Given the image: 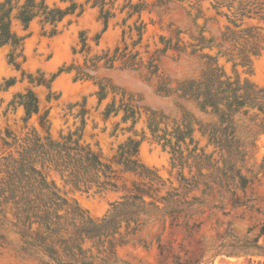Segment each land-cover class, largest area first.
<instances>
[{"label": "rangeland", "instance_id": "obj_1", "mask_svg": "<svg viewBox=\"0 0 264 264\" xmlns=\"http://www.w3.org/2000/svg\"><path fill=\"white\" fill-rule=\"evenodd\" d=\"M45 1L61 9L74 3L76 9L64 16L52 35L39 18L31 21L27 31L13 20L12 28L26 36L18 69L8 61L10 46H0V137L6 129L19 140L32 130L45 135L38 115L46 110L52 137L81 128L82 141L109 161L117 155L118 145L128 138L138 140L140 162L159 178L152 186L158 191L144 196L148 211L127 227L122 222L114 234L126 241H117L108 250L107 242L85 239L82 247L87 258L107 262L99 264H260L264 260L257 247L264 246V114L254 109L237 118V135L246 150L231 166L227 155L215 150L202 134L214 117L200 112L192 101L180 99L175 89L185 79L201 77L208 61L201 54H208L231 80L264 91V0H105L103 8L110 13L106 26L101 5L94 0ZM135 4L141 7L138 12L129 6ZM226 27L257 32V54L248 53L243 59L239 42L217 47ZM81 38L87 47L83 52H79ZM201 38L203 44L213 38L212 47L191 54L188 44ZM177 39L186 45L181 54L173 49ZM166 43L168 48L163 50ZM250 46L248 41L246 48ZM105 52L113 59L97 58ZM29 74H42L47 82L54 77L47 87L30 82ZM11 79L14 82L7 86ZM100 86L105 93L101 101ZM28 89L36 93L40 111L24 121L22 106L11 101ZM124 105L135 110L134 117L123 119ZM81 108L86 110L83 117ZM149 118L157 123L156 133L148 127ZM188 121L193 142L186 137L174 152L170 145L164 146L161 135L165 133L173 144L175 128L183 129ZM7 152L0 139V155ZM119 168L115 189L78 190L58 174L51 177L69 209L78 206L85 215L100 219L135 184L148 185L147 179ZM238 175L245 178L244 187ZM167 192L173 194L171 205L176 211L172 213L155 208L165 207L159 197ZM0 230L11 240L7 246L0 245V264H39L34 257L15 253V233L6 227Z\"/></svg>", "mask_w": 264, "mask_h": 264}, {"label": "trees", "instance_id": "obj_2", "mask_svg": "<svg viewBox=\"0 0 264 264\" xmlns=\"http://www.w3.org/2000/svg\"><path fill=\"white\" fill-rule=\"evenodd\" d=\"M97 2L101 5V17L106 26L110 16L109 10L103 8L105 0H94V4ZM128 4L129 2L122 9ZM129 6L132 12L141 9L139 4ZM75 9L74 3L66 9H61L50 7L45 0H0V46H10L9 63L17 69L20 67L17 58L21 56L23 40L26 36L19 35L12 28L13 20L21 25L22 30L27 31L31 21L39 18L43 25L49 26L48 32L52 35L57 33L58 24L64 16L74 12ZM137 31L140 39L141 27H138ZM256 33H253L252 29L235 31L226 27L220 42L215 45L220 48L223 47L224 42H233L232 46L239 42L243 45L239 54L243 59H247L248 53L257 54ZM202 41L203 38L197 43L188 44L191 46V54L205 47H212L213 38H210L207 44H203ZM248 41L251 44L250 48H246ZM81 43L79 52L87 50L85 38H81ZM181 43L180 39H177L173 45V49L178 54L186 49V45ZM167 48L168 43L163 50ZM107 54L105 52L97 58L104 57L105 62L112 60V56L107 57ZM201 57L208 58L201 77L183 80L175 91H179L180 99L192 101L200 112L214 117L213 121L204 125L202 134L207 135L208 143L215 150L227 155L228 158L225 160L231 162L233 166L236 159L243 156L246 150V143L237 135V118L254 109L264 114V91L254 84L245 82L241 84L237 79L231 80L217 64L215 57L208 54H201ZM71 69L73 68H68ZM81 71L82 68H79L77 72ZM28 78L30 82L36 81L47 87H49L48 82L52 80L50 78L47 82L42 74L36 77L29 74ZM13 82V79L9 80L7 86ZM102 91L103 86H100L99 101L105 97ZM11 103L22 106L24 121L33 114H39L38 97L30 89L25 93L16 94ZM111 106L113 103L105 109L106 116L111 112ZM123 110L124 120L134 117L133 108L124 105ZM85 113L86 110L81 108L82 117ZM81 121L84 123L83 119ZM38 122L45 129V135L32 130L19 140L6 129L5 136L0 137L2 145L8 150L6 154L0 155V229L9 228V231L17 235L18 242L13 248L16 254L34 257L39 264L107 263L105 259L102 260L103 262L88 259L87 249L82 247L84 240L95 239L100 244L107 242L108 250L117 241L125 242L124 236L117 239L114 234L117 233L122 222L127 227L131 221L136 223L141 213L148 211L144 207L146 204L144 196L152 197L151 191H158L157 186H152L158 183L159 178L140 162L138 140L128 138L127 142L118 145L117 155L109 161L99 151L82 141L81 128L60 133L54 138L49 133L48 111L45 110L38 115ZM156 124L149 118L148 127L152 133L158 131ZM174 131L173 144L171 138L165 137V133L160 137L164 140L163 145H170L173 152L178 149L179 141L184 142L186 137H189V143L193 142L189 121L185 123L183 129L176 127ZM12 147L14 150H11ZM194 150L196 146L191 151ZM194 156L201 158L200 155ZM118 166L121 167L120 171L132 172L147 179L148 185L135 184L131 191L121 196L120 201L112 204L111 212L100 219H92L85 215L78 206L69 209L67 199L60 193L55 180L51 177V173L58 174L65 184H70L78 190H89L92 187L99 190L115 189ZM238 177L241 186L244 187L245 178L241 175ZM172 195L171 192H167L165 196L159 197L166 204L164 209L155 207L156 210H166L169 213L176 211L171 205ZM147 204L153 206L154 203ZM10 242L5 232L0 230V245L7 246ZM257 247L261 249L259 254L264 256V246ZM260 264H264V260Z\"/></svg>", "mask_w": 264, "mask_h": 264}]
</instances>
